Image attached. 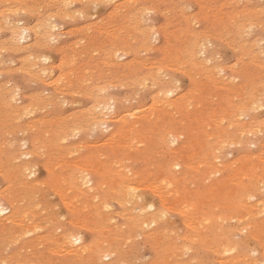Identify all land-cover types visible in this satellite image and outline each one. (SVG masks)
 I'll use <instances>...</instances> for the list:
<instances>
[{
    "label": "bare ground",
    "instance_id": "1",
    "mask_svg": "<svg viewBox=\"0 0 264 264\" xmlns=\"http://www.w3.org/2000/svg\"><path fill=\"white\" fill-rule=\"evenodd\" d=\"M22 1L23 0L1 1L3 5L0 6V33L3 30H7L6 32L7 36H5L6 37L5 39L3 37L0 38V47L4 44L6 45L7 43H11V45L13 43L14 45L15 43L29 41L28 43L23 44L21 46L18 45V47L15 49L17 53L20 52L22 54V55L20 54L17 55V56L20 55L22 59L21 60L22 65L20 69L22 70V72L26 71L27 73V71L28 72L30 71L29 69L30 65L32 66L33 62L40 60V55L34 54L35 52L33 53V50L37 49L41 45V39H43L42 41H44V39L46 40L47 38V42L49 43L50 40L48 41V38L51 37L50 39L55 41L60 36L57 35L58 37H56V34L53 35L51 33H50L51 35L48 34L50 31H54V29L58 28L56 27V25L53 24L54 22L51 23L48 21L47 15L48 14L51 15L50 14V11L52 10L51 7H49L51 8V10L48 11L49 12L48 14L47 11L42 13V15L45 14L44 16L47 19H45V17L43 18L42 15L36 16L38 18L36 19L39 21L36 20L37 23L35 24L32 23L33 25H31V23L30 25L24 24L21 22V19L20 20L16 19L17 21L12 20L13 15L14 16L20 15V12L28 11L26 10V8L28 7L26 8L23 7L24 4L22 5ZM48 1H51V3L53 2V5L55 2L59 6V8H61L60 10L62 11V13L65 11V10L63 11V9L68 7L69 4H71L72 2V0H48ZM99 1L111 2V0H99ZM126 1L122 3H126ZM135 1L136 0H130V2L126 3L125 5L122 3H118L119 6L116 7L114 5L116 10L122 9V7L124 11L126 10V14H124L125 12L124 13L122 12V14H124L123 17L125 19H122L123 21L121 23L117 25L115 24L116 30H117L116 26H123L122 27L123 32L122 35L119 37L117 36V34L119 33L117 32L114 33V29H115L114 26L112 27L114 29L111 30V26L109 25L110 26L109 30L111 31L108 32L111 33V37H113L114 39L113 38L110 39L108 35L109 33L107 34L108 38L107 37L106 38L111 41L113 39V42L109 47L110 53L108 51V46H107V50L106 48L103 49L104 53L105 52L109 53L107 54L108 56H104L105 54L101 52L104 56L103 59L105 57H108L112 61L113 58L115 57L126 56V54H128L127 52L128 50L130 49L133 50L138 46L140 47V45H142L144 48V43H147L148 41L151 40H158L160 35H163L165 39L166 37L165 35H168L167 31L166 30L164 31L162 29L163 27L161 28L159 24H158L159 27L154 26L147 22L144 25H140V23L138 22L139 19H137L138 17L137 13L135 14L137 15V17L135 18L133 17L134 15L132 16V12H131V9L133 8H134L133 11H137V9H139L137 8L138 6L132 7ZM6 2H9V4ZM217 2L213 3V6ZM31 3L33 2L31 1ZM145 3H148V1ZM164 3L166 2H163L162 4ZM206 3H208V1H206ZM221 3H222L221 5L222 7L220 11L223 12L224 4L226 3V1L225 3L221 1ZM197 4H195L194 6H196ZM36 6L38 5L35 4V7ZM200 6H203V4ZM147 7L145 5L142 6L140 10H138V13H140L141 15L147 13ZM235 7H236L235 10H237L238 7L237 6ZM251 7L250 9L248 8L249 10H247L245 6L246 9L242 8L241 10L239 9L237 12L225 11L221 13L222 17L220 18H222V20L223 18L225 20H229L230 22L229 26H232V28L234 29L233 32L236 31V33L242 30L245 31L246 29L257 28V31H259V33L261 32L263 36H258L257 34H255L253 40L250 39L251 40L250 42L249 39L246 40H248L249 44L253 43L252 44L253 46L254 45L257 47L259 46L260 50L257 48L258 49L257 51L259 52L261 51V53L264 54V45L260 46L259 44L261 40H263L264 42V22L255 20L256 17L258 16L264 18V7L258 9H256L257 7L256 8H251ZM172 8L174 9V7ZM39 9H40V5H39ZM178 9L180 8H177V10ZM37 10L38 9L36 8V11ZM112 10L114 11V9ZM116 10L114 12L112 11L113 12L112 15L119 17L120 14H117L118 12ZM61 11L59 12L57 11V13L53 12L54 14L53 16H56V14L58 13L61 14ZM90 11L93 12L92 10ZM173 11H175V9ZM217 11L216 12L213 11L211 13L212 17L215 18L217 16L216 15L218 14ZM220 11L218 12L220 13ZM69 12L74 13V11L71 10H69ZM66 13L67 11H65V14ZM66 15H63V17ZM76 15H73V17ZM132 17L136 19V21L137 20L138 21L136 22L135 20H133ZM96 18L94 17V19ZM179 18L177 19L180 20ZM191 18L195 20L194 16ZM88 19L91 18L89 17ZM215 19H212V21H214ZM132 20L134 21V23L135 22L136 23L134 24ZM222 20H220L219 22H221ZM225 20L223 21L225 22ZM89 21L90 20L87 21V26L88 24H91L88 23ZM79 22L81 21L79 20ZM201 22L202 20L200 21V25ZM109 23L112 24L111 22ZM207 23L208 22H206V24ZM98 24L99 22L97 21L96 27L101 26L102 29L103 26L109 27L105 23L100 25ZM170 24L172 23L170 22ZM221 24L223 25L224 23L222 22ZM256 25H260V26H256ZM82 27H86V26H82ZM203 27L206 28V25ZM87 28L88 27H86V29ZM172 28L176 30V27L175 28L172 27ZM78 29L76 28L77 31ZM73 30L74 29H72V31ZM80 31H83V29H81ZM182 31H179L178 29L177 33ZM208 31L207 33H209ZM58 32L59 31L57 30V33ZM85 32H87V30ZM202 32L199 33V31L196 32L192 30L188 33H185L188 35V37H185L186 36L185 34H184L185 36H182V35H178L177 33L175 34L173 30L172 32L169 31V33H171V36L174 38L173 40H175L176 43L180 42L179 45H181V47L177 48L176 47L177 44L175 48H172L171 46H167V47H171V49L168 48L167 52H165L166 54L163 53L164 55L162 56L164 57L166 56V58L162 59L158 57L159 59L162 60L157 61V59L156 60L152 59L154 61H151L150 59V61H147L145 58L142 59V57H139V60L137 61L133 62L132 60L131 61L129 60V62H127L128 61V60L126 61L127 58L125 59L126 62L121 64L122 66L124 67L129 66L131 68L133 64L135 65L138 64V66L140 65V67H142L144 70L133 71V69L131 68L132 69L131 71H133L132 75L134 76V78L132 79L128 78V75H126L125 72L122 71L124 75L127 76L124 78H127L128 80L129 79L132 80V83L135 85L139 84L143 86L150 83L151 87L152 86L154 87L153 95L151 97V103L150 104L142 103L141 105L137 104L139 106L137 107L135 106L136 109L134 111L118 112L116 110V105L118 104L119 99L116 97V95L106 92L107 91L105 89L106 83L101 84L99 83L100 81L98 82L94 81L93 79L95 78H89L91 77L90 75L93 74H90L89 77L86 75L87 73H89L88 72L89 69L86 68V66L85 68H83L86 71L82 72L85 74L84 76H80L82 74L78 75L79 71L77 70H79L80 68L78 69L75 67L76 73H74V71L72 70L65 71V68H67L64 65L65 57H63L64 59L61 61V63H59L58 65L59 68L56 67L60 69L59 72L60 75L57 78L49 79L50 81L48 82V84L55 85L54 87H56L55 89L56 94H62L65 91L67 93L68 90H71V88L74 87L73 85L77 86L75 87L76 91L80 88L89 97L91 103V107L88 110H85L84 113L80 112L81 113L80 115L74 114L75 116H70V118L68 115L66 117L61 118L60 120L54 121L53 118L48 119L43 116L40 117L42 114L45 113V112L43 113L42 111V114L39 115L40 118H36L33 116L34 118L32 117L29 120L25 119V121L27 120L26 122L19 123L18 120H20V116L27 115L30 112L28 111L29 109L28 107H31L29 106L30 100L28 101L29 104H24L23 102L15 104L13 102H10V101H14V102L18 101L16 99V95L18 94V89L14 88L13 86V88L6 90L7 89V85H6V89L3 90L7 92L6 93L7 95L9 94L11 100L9 102L5 101V105L4 106L2 105L3 108L1 109L2 113L0 118V130L5 129L6 126H9V129L7 131L8 134H10L12 131H18L24 133L29 140L28 141L29 148H25V149L17 148V146H15L14 144V141H12V139L8 136L7 139H4L2 144H0V153H1L0 181H2L0 186V264H122L123 262L132 263L131 260L133 259H131L132 258L131 255L135 256V253L133 254V251L134 249H136V246H139V243L134 242L136 236H140L142 238L143 245L148 243L154 249L153 251L154 258L150 259L151 261L149 263L148 262L145 263L144 261H142L145 264L147 263L148 264H215V259H213L214 255H217L216 259L220 264H237L238 262H241V260H239V258L242 257L241 255H240L241 257L238 255L239 257L238 259L237 257L235 258L230 257L231 258L230 259L227 258L226 254L232 253L236 249V247L238 249L240 245L244 246L245 240L241 241L238 239L239 240L238 242L232 240L233 239L232 237L237 236L238 234L237 235L235 234L233 236L236 229H230L225 225L226 224L225 221L228 216H231L232 219H234L233 218L234 216L236 217L239 216L242 220L244 219L247 220L248 223H246L243 226V231L245 230L248 231L250 233L249 235H251L254 239H257L260 242L261 244L260 247L263 249V255H264V242H263L264 235L261 234L262 230H264V216L258 217L261 216V213L264 212V197H262L263 199L257 200L254 203L248 202L249 200H251L250 198L252 196L251 193L253 189L256 188L257 186L255 185V182L257 183L259 181L258 179L260 180L264 179V167L262 166L263 168L261 172L263 175L262 178V176H260L261 175L260 172H258L260 171L258 167L259 165L257 166L258 171H255L256 170L255 167L254 173L251 174L253 168L251 162L249 161L252 160L245 161L242 155L241 158H238L237 160L234 161L232 160L233 162L231 163L218 162L219 161L218 154L221 152V150L225 148L227 145L229 146V144L233 142L240 141L239 136L244 135L246 130H249L247 128H250L253 131L262 130V129L264 130V120L256 121L253 119V117H250L251 115H249L248 112V110L250 109L252 110L253 107L258 109L262 106L260 105V101L263 99V95L262 93L259 94V90L257 88L262 87L264 85V63H260V61L258 60H261L262 58L261 59H258V57L256 58V56L252 55V51H249V53H251L252 56L249 55L247 50L250 48L253 49V46L251 44L250 47L244 42L245 40L244 41L240 40L243 41L240 42L238 45L240 50L243 52V55H245V53L247 52L249 56L246 57V60L243 58V56H239L240 57L239 61L241 62V66L237 68L235 67V65L234 66L230 65L231 66L230 69L235 71V69L237 68L236 70L240 72L241 75L250 77L251 78L250 82L253 81L254 86L250 87V85L252 84L248 85L247 82H246L247 84H244L242 82L244 81V79L243 80L239 79L241 82L235 83L233 80H231L230 78L224 75L223 72H225V68H224L225 66L222 67L220 63H216L215 61L213 65L206 64L209 63L212 59L207 55V47H208L206 43L207 41L205 40L206 39L205 34H203ZM70 33H76V31L75 32L70 31ZM86 34L87 33H85L84 35ZM104 34L106 35V33ZM104 34L103 36L105 37ZM128 34H131V38L129 40L126 38L128 37ZM217 34H220V31L217 32ZM221 38L222 37H220V39ZM73 39L76 40V38ZM97 39L98 41H100V39L102 38L99 39V37H97ZM117 39L119 40V42L116 41ZM108 40L106 41L108 42ZM69 41L64 46L66 45L68 47L72 46L73 44L72 42L71 45H68L70 44ZM89 42H91V40H89ZM100 44L102 45V43ZM13 45L11 47H13ZM60 45H61L60 47H62V43ZM98 45L99 44H97L96 46L97 49L99 48ZM170 45H172V43ZM228 45H230V43ZM67 46L65 49H67L68 51ZM83 46L86 47L87 45L85 46L84 44ZM56 47L57 46H55V48ZM80 47H82V45ZM161 48H157V49H161ZM89 49H91L89 50L90 52L93 51L92 48ZM74 51L75 49L73 50V52ZM80 51L83 50H80L79 48L78 52ZM89 51H88V55L90 56ZM69 52L70 50L68 51V55H70ZM94 52L95 51H93V53ZM60 53L62 52L60 51ZM64 53H66V50ZM83 53L81 52L80 54ZM137 53L138 51L136 50L135 55H139ZM80 54L78 55L77 58H79ZM97 54L99 55V52ZM198 54L204 56L203 61L202 58L201 60L197 58ZM92 55L94 54H91V56ZM95 57L98 58L97 56ZM69 59L67 58V60ZM90 59L92 61V58ZM103 59L101 58L102 61H104ZM235 59L237 60L236 57ZM7 60L8 59H6V62ZM41 60L46 62L47 58L42 57ZM67 60L65 61V63L67 62ZM80 60L82 61V59ZM98 60L101 61L100 57ZM113 61L115 62V60ZM113 61L112 64L110 63L111 66L113 64L117 65L118 62L113 63ZM79 64H82V62ZM95 65L97 66L98 64ZM250 65L251 66L254 65L256 69L250 71L249 70ZM41 66L44 65L41 64ZM49 66L47 68L44 67L40 68L39 66L40 70L35 73L37 74L38 77H41L42 75L49 76L51 74V71L48 72L46 71L48 70V68H50ZM70 66L72 68V66L74 65L70 64ZM98 68L101 69L100 66ZM52 69L54 70V67H52ZM168 69L182 71L183 74L184 72L188 74L189 75L188 78L194 84L193 87L187 91H184L185 90L184 89L183 90L184 92L183 91L176 92L175 89H177L176 87L177 85L176 86L174 85L172 80L173 77L167 75L165 72V70ZM93 71L94 70H92L91 72L93 73ZM101 72H103V70ZM109 73L110 71H108V74ZM221 73H223V75L220 76ZM31 74L32 73H30V75ZM101 74L102 73H100V75L97 76L99 77L101 76ZM162 74H166V75L162 76ZM31 76L34 75L32 74ZM103 76H105V74ZM116 77L114 78L112 77V78L115 80ZM104 78H106V76ZM109 78L110 77H108V79ZM175 78L176 77H174V79ZM44 79H42L41 82L44 81L46 82L48 78L46 77ZM63 79L64 81L67 80V84H65V82H62L63 85L61 84V81H63ZM108 79L106 78L105 80ZM120 79L121 80L119 79L117 80H119L121 83L122 78ZM234 79H236V77H234ZM36 81H38V79ZM7 83L3 82L4 85ZM123 84L125 85L126 82ZM260 84L262 86H259ZM109 85L110 84H108L106 87H110ZM129 85H131L130 82ZM1 88H5V87L3 86ZM259 89H263V88H259ZM132 90L133 89H131V92ZM147 90L149 91L150 89ZM39 91L40 90H38V92ZM38 92L36 93L34 92V93L38 95L37 94ZM44 92L42 91V93ZM78 93L79 92H77V95ZM25 94L28 95L29 93L25 92ZM71 94L69 95L71 96ZM132 95L133 94L131 93V96ZM2 96H4L3 91L1 93V99ZM6 97L7 96H5V98ZM56 97H58V95L49 96V99L53 100L52 101L53 103L51 104L49 101L48 103L53 105L54 101L57 100ZM34 99L33 101L35 102L36 99L35 100ZM42 99L43 96L40 99L42 101L41 103L45 102V100L43 101ZM125 99L124 101H127ZM59 100H62L60 96L58 101ZM76 101L74 100V102ZM26 102L27 101H25V103ZM61 102L62 104L63 103L66 104L65 100H62ZM74 102L72 103L74 104ZM47 105L45 106L46 110L50 108L49 106L47 108ZM80 105L82 106V104ZM37 106L39 107V105L36 104L35 108H37ZM123 106L124 105H122V107ZM133 106L134 105H132L131 107L133 108ZM40 107L42 110L45 109L44 107L43 109L42 106ZM55 109L57 111H60L57 108ZM76 109L78 110L79 108ZM48 111H50V109ZM72 113H74V111ZM12 115H15V117H10ZM46 116L48 117V115ZM53 116H55V113ZM242 116H246L248 118V121L247 122L242 121L243 120L241 119ZM54 118L57 119L56 116ZM225 119L226 120L228 119V122H224ZM107 122L108 124L117 123L118 127H116L115 129L110 128V130L108 131V137L105 138V140L103 141L96 142L91 145L88 142V140L86 144L84 143L85 142L84 140H83L84 142L82 141V143L84 144H81L80 142L81 140H79L80 143H72V145H69L70 143L68 145H65L63 142L65 141V139L68 140L67 139L68 135L70 134L77 135L80 133V131L83 128L87 126L90 127L91 124H93L95 127L101 125L102 126L105 125L106 127ZM86 132L84 133L86 134ZM82 135H83L82 137H84V134ZM237 137L238 139H236ZM260 139L258 138V140ZM18 141L15 143H18ZM181 141L183 142L179 144V142ZM21 142H24L23 146L27 145L26 140L25 141L21 140ZM154 152H156L155 156H149V154H152ZM259 152L261 151L259 150ZM228 154L229 153H227V155ZM37 155L44 158V163H43L44 167L42 168H45L46 176L42 180H35L34 178L30 179V176L35 175L34 168L37 167L36 165H38V163L34 161L35 160L34 157L35 156L38 157ZM244 155L246 157L247 153ZM237 156L235 154V157ZM253 158L254 159L256 158V154ZM259 158H260V163H262L261 161H264L263 160L264 156H260ZM258 161L259 160L255 162ZM243 162H247V165H245ZM141 164L143 170L142 168H138V165L140 166ZM177 165H179V167H177ZM40 166L38 167L40 168ZM254 166H256V164H254ZM149 167H152V169H150ZM230 168L232 169V171ZM228 169L232 172V173L230 172L232 179H230V176L227 173ZM229 181H232V183L235 185V187L234 186L233 188L231 187L232 189H230V187L228 188L227 186L229 184ZM258 183L262 185L261 181ZM263 184H264V180H263ZM259 189H261V187H259ZM263 190L264 189H262L261 191L264 192ZM256 191H254L255 196L257 195V192H259ZM148 192L152 196H156L158 198V201L157 202L150 200L147 201L146 194ZM48 193H53L58 197V202L61 204L62 208H64V211H66L67 213L66 215L67 217H65V219H63L62 218L63 216L61 215V213L63 214V211L59 213L61 215L60 217V215H58L56 212L57 209L56 205L50 204L48 202L47 200ZM48 197L50 196L48 195ZM51 197L55 198V196H51ZM52 199L53 198H51V200ZM112 202L117 203L118 206L115 212H112L110 210L111 209L110 205ZM227 208L231 209L230 213L226 212ZM170 213L175 214L176 216L179 217L178 220H180L181 222L180 224L182 225V226L180 225L182 227L181 229L177 230L175 224L173 222H170V218H171L169 215ZM240 213H243V215H240ZM114 215H117L119 222L115 220L117 218L116 216L114 219ZM173 217L175 216L173 215ZM241 229L239 230L242 231ZM80 230H85V232L88 230L90 232V239L88 238L89 239L88 242H86V240L84 242V240L81 237ZM239 230L237 229L238 233ZM148 250L151 251L150 249ZM249 251H250L249 253H251V250ZM153 252L151 255H153ZM244 252H246V250H244ZM254 252L256 251L254 250ZM254 252L252 253L254 254ZM209 253H211L210 257H209L210 255ZM145 254L147 256L148 253ZM145 254L143 255L145 256ZM235 255L237 254H234V256ZM256 263L257 261H255L254 258L246 262V264H256Z\"/></svg>",
    "mask_w": 264,
    "mask_h": 264
},
{
    "label": "rangeland",
    "instance_id": "2",
    "mask_svg": "<svg viewBox=\"0 0 264 264\" xmlns=\"http://www.w3.org/2000/svg\"><path fill=\"white\" fill-rule=\"evenodd\" d=\"M1 1L2 0H0V6L1 5H3V3H1ZM26 1V2H25ZM31 1L33 2V3H31ZM39 1V2H38ZM23 0L22 1V5H23V7L24 8H26V7H28V8H26V10H28L27 12H24V11H22V12H20V15H16V16H14L13 15V17H12V20H14V21H17L16 19H18V20H20L21 19V22L22 23H24V24H28V25H30V23H31V25H33L32 23H37V21H39V20H37L38 18L36 17V16H39V15H42V13L43 12H46L47 11V14L49 13L48 11H50L51 10V8H52V13H51V11H50V14L52 15H47V17H48V21L49 22H51V23H53L54 25H56V27H58V28H56V29H54V31H56V32H54V31H50L48 34L49 35H53V34H56V37H58L57 35H59L60 37H58L57 38V40H51L50 38H48V41H49V43L47 42V38H46V40L44 39V41H42L43 39H41V45L37 48V49H34L33 50V53L34 54H38V55H40V60H37V61H35V62H33V64H32V66L30 65V67H29V69H30V71L28 72L27 71V73H26V71H23L22 72V70L20 69V67H21V56L20 55H22L20 52L19 53H17L16 52V48L18 47V45L19 46H21V45H23V44H26V43H28L29 41H26V42H20V43H15L14 45H13V43H12V45H13V47H11L12 45H11V43H7L6 45L4 44V45H2L1 47H0V59H2V60H0L1 62H0V65L3 67H1L0 66V118H1V113H2V105L4 106L5 105V101L6 102H9L11 99H10V96H9V94L7 95L6 93V91L5 90H3V89H6V85H7V89L6 90H8V89H10V88H13V86H14V88H16V89H18V94L16 95V99L18 100L17 102H14V101H10V102H13V103H24V104H29V102H30V104H29V106H31V107H28L29 109H28V111H30L29 112V114H27V115H21L20 116V120H18V122L19 123H24V122H26L27 120H29V119H31L33 116L34 117H36V118H40V117H45V118H48V119H52L53 118V120L55 121V120H60L61 118H63V117H66V116H68L69 115V118H70V116H75V115H80L81 113H84L85 112V110H88L90 107H91V103H90V99H89V97L79 88L77 91L75 90V87H77L76 85H73L74 87H72L71 88V90H68V92L66 93V91L64 92V93H62V94H56V92H55V89H56V87H54L55 85H52V84H48V82L50 81L49 79H53V78H57L59 75H60V69H58L59 67H58V65H59V63H61V61L64 59L63 57H65V60H64V65H65V67H67V68H65V71H74V73H76L75 72V67L76 68H80L79 70H77V71H79V74L78 75H80V74H82V75H80V76H84L85 74L84 73H82V72H85L86 70H84L83 68H85V66H86V68H88L89 69V73H87L86 75L89 77V75L90 74H93V75H90L91 77H89V78H95V79H93L94 81H96V82H98V81H100L99 83H101V84H105L106 83V86L108 85V84H110L109 86L110 87H106L105 86V89L107 90L106 92H109V93H112V94H114V95H116V97L119 99V101H118V104L116 105V110L118 111V112H123V111H134L135 109H136V107L137 106H139V105H141L142 103H144V104H150L151 103V97H152V95H153V91H154V87L152 86L151 87V85H150V83L149 84H147V85H135V84H133L132 83V80H128L127 78H124V77H127L126 75H128V78H134V76L132 75V73H133V71H137V70H139V71H142V70H144L142 67H140V65L138 66V64H133L132 65V69H133V71H131L132 69L129 67V66H126V67H124V66H122L121 64H123L124 62H126L127 60V62H129V60L131 61H137V60H139V57H142V59H146L147 61H150V59H151V61H154V60H152V59H157V61L158 60H162L163 58H166V56L164 57V56H162V55H164L163 53H165V52H167V49L168 48H170L171 49V47L172 48H175V46H176V44H177V48H180L181 47V45H179L180 44V42H177L176 43V41L175 40H173L174 38L171 36V33H169V31H171L172 32V30H173V32H175V34L178 32V29H179V31H182L183 29V31L182 32H179V33H177L178 35H182V36H185V37H188V35L187 34H185V33H188V32H190V31H196V32H198L199 31V33L200 32H202L203 34H205V37H206V43H207V55H208V57H210L212 60L209 62V63H206V64H208V65H213L214 64V61L216 62V63H220L221 64V66L222 67H224L225 68V72H223L224 73V75L225 76H227L228 78H230L231 80H233L235 83H239V82H241L239 79H241V80H243L244 79V81H242L244 84H247L248 83V85L249 84H252V85H250V87H252V86H254L253 85V81L252 82H250L251 81V78L250 77H247V76H244V75H241V73L240 72H238L236 69L237 68H239L240 66H241V62L239 61V59H240V57L239 56H243V58L246 60V57H248L249 55H251V53H249V51H252V55H254V56H256V58L258 57V59H261V60H258V61H260V63H264V54L263 53H261V51L259 52V51H257L258 49L260 50V48H259V46L257 47V46H253L251 43V45L253 46V49H251L250 47H251V45L249 44V42L251 41V40H253V38L255 37L254 35L255 34H257L258 36H263L262 35V33L260 32L259 33V31H257V28H251V29H246L245 31H239L238 33H236V31L235 32H233L234 31V29L232 28V26H229L230 25V22H229V20H225L224 18H223V20H225V22L222 20V18H220V17H222V15H221V13H223V12H229V11H231V12H237L239 9L241 10L242 8H245V6H246V8H247V10H249L250 9V7L251 8H256V9H258V8H261V7H264V0H249V1H247V0H218V2H217V0H136L134 3H133V5H132V7L133 6H138L137 8H139V9H137V11H133L134 10V8L133 9H131V12H132V16L133 17H137V15H138V17H137V19H139V23H140V25H144L146 22L147 23H150V24H152V25H154V26H157V27H159V25H160V27L165 31H167V34L168 35H165L166 37H167V39H166V37H165V39H164V36L163 35H160L159 36V38H158V40H151V41H148L147 43H144V48H143V46L142 45H140V47L138 46L137 48H134L133 50H128L127 52H128V54H126V56H121V57H115V58H113V60H115V62H118L117 63V65H115V64H113L112 66H111V64H112V61L108 58V57H105V58H107V59H103V57L104 56H108L107 54H109L110 53V49H109V47H110V45H111V43L113 42V37H111V33H109L108 31H111V30H113L114 28H115V24L117 25V24H119V23H121L123 20L122 19H125L124 17H123V15L124 14H126V10L124 11V9H123V7H122V9H118V10H116L115 9V7L116 6H119L118 5V3H122V2H125L124 0H111V2L110 1H99V0H72V2H71V4H69V8L68 7H66V8H64L63 9V11L65 10V11H67V15L65 14V11L62 13V11L60 10L61 8H59V6L54 2V5H53V2L51 3V1H48V0ZM42 1V2H41ZM47 1V2H46ZM85 1V2H84ZM88 1V2H87ZM148 1V3H145V2H147ZM170 1V2H169ZM183 1V2H182ZM196 1V2H195ZM206 1H208V3H206ZM220 1V2H219ZM221 1L223 2V3H225V1H226V3L224 4V11L223 12H221L220 11V9H221V5H222V3H221ZM237 1V2H236ZM253 1V2H252ZM29 2V3H28ZM41 2V3H40ZM81 4H80V3ZM130 2V0H127L126 1V3H129ZM142 2H144V3H142ZM163 2H166V3H164V4H162ZM199 2V3H198ZM215 2H217L216 4H214V6H213V3H215ZM235 2V3H234ZM245 2V3H244ZM255 2V3H254ZM6 3H8L9 4V2H6ZM39 3V4H38ZM48 3H49V5H48ZM83 3H85V4H83ZM126 3H122V4H126ZM140 5H142V6H146L147 7V5H148V7H147V13H144L143 15H141L140 13H138V10H140V8L142 7V6H140ZM153 5H152V4ZM169 3V4H168ZM172 3V4H171ZM175 3V4H174ZM178 3H181V4H178ZM187 3V4H186ZM198 3V4H197ZM242 3V4H241ZM244 3V4H243ZM252 3H254V4H252ZM28 4V5H27ZM35 4L36 5H38V6H36L35 7ZM47 4V5H46ZM117 4V5H116ZM147 4V5H146ZM159 6H158V5ZM170 4H171V6H170ZM195 4H197L196 6H194ZM202 5L203 4V6L205 7H203V6H200V5ZM209 4V5H208ZM218 4V5H217ZM21 5V6H22ZM39 5H40V9H39ZM45 5V6H44ZM76 5H77V7H76ZM114 5H115V7H114ZM152 5V6H151ZM54 6H56V7H54ZM85 6H87V7H85ZM113 7V8H111V7ZM121 6V5H120ZM156 6V7H155ZM164 6V7H163ZM199 6V7H198ZM209 6V7H208ZM229 6V7H228ZM232 6H233V8H234V10H233V8H232ZM235 6H237L238 7V9L237 10H235ZM49 7H51V8H49ZM75 7V8H74ZM159 7V8H158ZM163 7V8H162ZM171 7V8H170ZM172 7H174V9H175V11H173L174 9L172 8ZM176 7V8H175ZM200 7H203L204 8V10H203V8H200ZM207 7V8H206ZM215 7H217V8H215ZM227 7V8H226ZM36 8L38 9L37 11H36ZM67 8H68V10H67ZM111 8V9H110ZM177 8H180V9H178L177 10ZM196 8V9H195ZM198 8H199V10H200V12H199V10H198ZM219 8V9H218ZM232 8V9H231ZM245 8V9H246ZM249 8V9H248ZM35 9V10H34ZM57 9V10H56ZM99 9V10H98ZM112 9H114V11L116 10L118 13L117 14H120L119 15V17H117V16H115V15H112V13L114 12ZM135 9V10H136ZM166 9V10H165ZM169 9V10H168ZM209 9V10H208ZM227 9V10H226ZM34 10V11H33ZM69 10H71V11H74V13L73 12H69ZM90 10H92L93 12H91ZM120 10H121V12H120ZM123 10V11H122ZM195 10V11H194ZM220 11V13L218 12V11ZM39 11H40V13H39ZM57 11L59 12V11H61V14L60 13H58V14H56V16H53L54 14H53V12H55V13H57ZM106 11V12H105ZM113 11V12H112ZM165 11V12H164ZM179 11V12H178ZM213 11H217V13L218 14H216L217 16L214 18V17H212V15H211V13L213 12ZM122 12L124 13V14H122ZM134 12V13H133ZM159 12V13H158ZM163 12V13H162ZM174 12H175V14H174ZM195 12H196V15H195ZM35 15H34V14ZM69 13H71V14H69ZM80 15H78V14ZM89 13V14H88ZM105 14V15H103V14ZM137 13V15H135ZM165 13V14H164ZM177 13V14H176ZM179 13V14H178ZM198 13V14H197ZM77 14V15H76ZM103 16H102V15ZM116 14V15H117ZM148 14V15H147ZM161 16H160V15ZM171 14H173V15H171ZM181 14V15H180ZM45 14H43L42 16H43V18L45 17L44 16ZM61 15V16H60ZM63 15H66V16H64L63 17ZM73 15H76V16H74L73 17ZM101 15V16H100ZM107 15V16H106ZM178 15V16H177ZM190 15V16H189ZM198 15V16H197ZM254 15V14H253ZM253 15H251V16H253ZM35 16V17H34ZM68 16V17H67ZM69 16H71V17H69ZM96 16H97V18H96ZM113 16V17H112ZM171 16V17H170ZM177 16V17H176ZM195 17V20H193L191 17ZM50 17V18H49ZM63 17V18H62ZM91 18V19H88V18ZM94 17L97 19V21L99 22V24L98 25H100V24H106V25H110L111 26V30H109L110 29V26L109 27H107V26H103V29H102V27L101 26H98V27H96V24H97V21H96V19H94ZM132 17V18H133ZM176 17V18H175ZM180 17V18H179ZM186 17H190L189 19L188 18H186ZM197 17V18H196ZM210 17V18H209ZM35 18V19H34ZM37 18V19H36ZM52 18V19H51ZM110 18H112V19H110ZM163 18H165V19H163ZM171 18V19H170ZM177 18H179L180 20H178ZM185 18H186V20H185ZM259 18V19H258ZM31 19V20H30ZM45 19H47L46 17H45ZM55 21H54V20ZM160 19V20H159ZM168 19V20H167ZM192 19V20H191ZM199 19V20H198ZM202 20V22H201V25H200V21ZM212 19H215L214 21H212ZM217 19H218V21H217ZM37 20V21H36ZM40 20H41V18H40ZM79 20L81 21V22H79ZM84 20V21H83ZM88 20H90L88 23H91V24H88V26H87V21ZM133 20H135L136 21V19H134L133 18ZM132 20V22L134 23V21ZM172 20V21H171ZM177 20H178V23H177ZM220 20H222L221 22H219ZM256 21H260V22H264L263 20H264V18H261V16H258V17H256V19H255ZM34 21V22H33ZM92 21H94V22H92ZM95 21H96V23H95ZM136 21V22H137ZM141 21V22H140ZM158 21H160V22H158ZM168 21H170L172 24H170V22H168ZM187 21V22H186ZM189 21H190V23H189ZM213 23H212V22ZM216 21H217V23H216ZM20 22V23H21ZM85 22V23H84ZM109 22H111L112 24H110ZM135 22V23H136ZM168 22V23H167ZM182 22V23H181ZM206 22H208L207 24H206ZM211 22V23H210ZM214 22H215V24H214ZM224 23L223 25L221 24V23ZM56 23V24H55ZM81 23V24H80ZM134 23V24H135ZM165 23V24H164ZM175 23V24H174ZM204 23V24H203ZM92 24H95V25H92ZM159 24V25H158ZM170 24V25H169ZM184 25V26H182V25ZM203 24V25H202ZM59 25V26H58ZM72 25H74V26H72ZM76 25V26H75ZM91 26V28H90V26ZM162 25V26H161ZM166 25V26H165ZM177 25H178V27H177ZM206 25V28H204L203 26H205ZM224 25H225V27H224ZM69 26V27H68ZM72 26V27H71ZM82 26H86V27H88L87 29H86V27H82ZM114 26V28H112ZM165 26V27H164ZM176 27V30L175 29H173L172 27ZM189 26V27H188ZM256 26H260V25H256ZM74 27V28H73ZM82 27V28H81ZM93 27H94V29H93ZM117 27V30H116V28L114 29V33L115 32H117V33H119V34H117V36H121L122 35V32H123V26H116ZM180 27V28H179ZM182 27V28H181ZM217 27H218V29H217ZM59 28H60V30H59ZM63 28V29H62ZM68 28V29H67ZM70 28H72V29H74L73 31H72V29H70ZM76 28L78 29V31L76 30ZM96 28V29H95ZM101 30H100V29ZM178 28V29H177ZM199 28H201V29H199ZM214 28V29H213ZM224 28V29H223ZM231 28H232V31H231ZM4 29V28H3ZM81 29H83V31H80ZM85 29V30H84ZM171 29V30H170ZM198 29V30H197ZM226 29V30H225ZM57 30L59 31L58 33H57ZM87 30V32H85ZM99 30V31H98ZM105 30V31H104ZM107 30V31H106ZM202 30V31H201ZM209 30V31H208ZM213 30V31H212ZM217 30V31H216ZM68 31V32H67ZM70 31L71 32H75L76 31V33H70ZM95 31H96V33H95ZM185 31H187V32H185ZM206 31V32H205ZM207 31L209 32V33H207ZM215 31H216V34H215ZM220 31V34H217V32H219ZM231 31V32H230ZM6 32H7V30H3L1 33H0V38H6L5 36H7V34H6ZM78 32V33H77ZM212 32V33H211ZM51 33V34H50ZM80 33V34H79ZM85 33H87L86 35H84ZM100 33V34H99ZM102 33V34H101ZM104 33H106V35L104 34ZM109 33V34H108ZM247 33V34H246ZM254 33V34H253ZM6 34V35H5ZM64 34V35H63ZM69 34V35H68ZM78 34V35H77ZM90 34V35H89ZM103 34L105 35V37L103 36ZM107 34L109 35V37H110V39L111 38H113L112 39V41L111 40H108L107 38H108V36H107ZM185 34V35H184ZM210 36H209V35ZM75 35V36H74ZM87 35H89V36H87ZM222 35V36H221ZM233 35V36H232ZM64 36V37H63ZM77 36H79V37H77ZM82 36V37H81ZM209 36V37H208ZM223 36H225V37H223ZM230 36H232V37H230ZM93 37V38H92ZM97 37H99V39L100 38H102V39H100V41H98V39H97ZM107 37V38H106ZM169 37V38H168ZM220 37H222L221 39H220ZM241 37V38H240ZM243 37V38H242ZM71 38V39H70ZM73 38H76V40L75 39H73ZM79 38H80V40H79ZM83 38V39H82ZM84 38H85V40H84ZM128 40L131 38V34H128V37H126ZM260 38H262V37H260ZM82 39V40H81ZM119 39V38H118ZM116 40V41H118L119 42V40ZM160 39V40H159ZM209 39V40H208ZM222 39H223V41H222ZM246 39H249V42H248V40H246ZM251 39V40H250ZM69 40H71V41H69ZM73 40V41H72ZM77 40H78V42H77ZM89 40H91V42H89ZM102 40H103V42H102ZM106 40H108V42L106 41ZM163 40V41H162ZM164 40H165V42H164ZM233 40V41H232ZM240 40H245L244 42L248 45V46H250L249 48L250 49H248L247 50V52L249 53V55L247 54V52L245 53V55H243V52L240 50V48H239V43L240 42H243V41H240ZM59 41V42H58ZM69 41V43L70 44H68V45H71L72 43L73 44H75V45H73L72 44V46H73V49H72V46H69L70 47V49H69V47H68V51L70 50V52H69V54L70 55H68V51H67V49H65L66 48V46H64L65 44H67V42ZM82 42V44H81V42ZM110 41V42H109ZM156 41V42H155ZM159 41V42H158ZM226 41V42H225ZM232 41V42H231ZM235 41V42H234ZM64 42V43H63ZM72 42V43H71ZM75 42V43H74ZM209 42V43H208ZM43 43V44H42ZM62 43V47H60L61 44ZM100 43H102V45L100 44ZM105 43V44H104ZM158 43V44H157ZM165 43V44H164ZM172 43V45H170V44ZM211 43V44H210ZM225 43V44H224ZM226 43H230V45H228V44H226ZM232 43V44H231ZM8 44H10V45H8ZM51 44V45H50ZM54 44V45H53ZM78 44V45H77ZM85 44V46L86 47H84L83 45ZM92 45V47H91V45ZM96 44V45H95ZM97 44H99L98 45V49H97ZM104 44V45H103ZM145 44H146V46H145ZM147 44H148V46H147ZM163 44H164V46L166 47H164L163 46ZM209 44V45H208ZM234 44V45H233ZM260 46L261 45H264V42H263V40H261L260 41ZM82 45V47H80ZM88 45H89V48H92L93 49V51H95L94 53H93V51H89V50H91V49H89L88 48ZM94 45H95V47H94ZM160 47H159V46ZM258 45V44H257ZM47 46V47H46ZM49 46V47H48ZM55 46H57L56 48H55ZM76 48H75V47ZM107 46H108V51H109V53L108 52H105L104 53V50L103 49H105L106 48V50H107ZM132 46V45H131ZM157 48H161V49H157ZM167 46H171V47H167ZM234 46V47H233ZM236 46V47H235ZM60 47V48H59ZM103 47V48H102ZM233 47V48H232ZM4 48V49H3ZM6 48V49H5ZM78 48V49H77ZM79 48H80V50H83V51H80V52H78V50H79ZM82 48V49H81ZM84 48V49H83ZM100 48H102V49H100ZM140 48V49H139ZM146 48V49H145ZM152 48H154V49H152ZM164 48V49H163ZM235 48V49H234ZM258 48V49H257ZM55 49V50H54ZM59 49V50H58ZM66 50V53H64L65 52V50ZM75 49V53L73 52V50ZM86 49V50H85ZM99 50V51H96V50ZM145 49V50H144ZM156 49V50H155ZM13 50V51H12ZM15 50V51H14ZM101 50V51H100ZM138 51V53L137 54H139V55H135V51ZM160 50V51H159ZM162 50V51H161ZM254 50V51H253ZM60 51L62 52V53H60ZM86 51V52H85ZM88 51H89V53H90V56L88 55ZM211 53H210V52ZM218 51H220V52H218ZM256 51V52H255ZM56 52H58V53H56ZM77 52V53H76ZM83 53V54H80V53ZM99 52V55L97 54ZM101 52H103V54H105L104 56H103V54L101 53ZM240 52V53H239ZM253 52H254V54H253ZM74 55H73V54ZM238 53V54H237ZM5 54V55H4ZM18 54H20L19 56H17ZM66 54V55H65ZM80 54V56H79V58H77L78 57V55ZM91 54H94L95 56H97L98 58H96L94 55H92V56H94V57H92L91 56ZM150 54V55H149ZM160 54V55H159ZM166 54V53H165ZM229 54V55H228ZM236 54V55H235ZM58 55H59V57H58ZM63 55V56H62ZM83 55V56H82ZM119 55V54H118ZM131 55H134L135 56V58H134V56H131ZM153 55V56H152ZM216 55V56H215ZM218 55V56H217ZM234 55V56H233ZM251 55V56H252ZM62 56V57H61ZM70 56V57H69ZM71 56H72V58H71ZM136 56H138V57H136ZM146 56V57H145ZM238 56V57H237ZM245 56V57H244ZM3 57V58H2ZM9 57V58H8ZM42 57H46L47 58V61L46 62H44L43 60H41V58ZM99 57H100V60H101V58L104 60V61H99L98 59H99ZM129 57H130V59H129ZM162 58V59H159V58ZM222 57V58H221ZM235 57L237 58V60L235 59ZM8 59L7 60V62H6V59ZM15 58H17V59H15ZM67 58L69 59V58H71V59H69V60H67ZM90 58H92V61H91V59ZM121 60H120V59ZM127 58V59H126ZM197 58L198 59H200L201 60V58H202V61L204 60V56L203 55H197ZM75 61H74V60ZM80 59H82V61L80 60ZM85 61H84V60ZM88 59V60H87ZM125 59H126V61H125ZM141 59V58H140ZM197 59V60H198ZM215 59H217V60H215ZM233 59V60H232ZM11 60V61H10ZM13 60V61H12ZM67 60V62L65 63V61ZM95 60H96V62H95ZM117 60H120V61H117ZM232 60V61H231ZM19 61V62H18ZM55 61V62H54ZM76 61H78V62H76ZM94 61V62H93ZM99 61V62H98ZM223 61V62H222ZM235 61V62H234ZM50 62V63H49ZM69 62V63H68ZM82 62V64H79V63H81ZM104 62V63H103ZM114 61H113V63H115ZM225 62V63H224ZM47 63V64H46ZM94 63V64H93ZM109 63V64H108ZM111 63V64H110ZM41 64L42 65H44V66H41ZM51 64V65H50ZM70 64L71 65H74V66H72V68H71V66H70ZM76 64H77V66H76ZM84 64V65H83ZM86 64V65H85ZM91 64V65H90ZM93 64V65H92ZM95 64H98L97 66L95 65ZM104 64H106V65H104ZM119 64V65H118ZM19 67H18V66ZM50 67V68H48V70H46L47 72L48 71H51V74L48 76V75H42L41 77H38L37 76V74L35 73V72H37V71H39L40 70V68H47L48 66ZM80 65V66H79ZM87 65H90V66H87ZM103 65V66H102ZM234 66L235 65V67H237L236 69H235V71L234 70H232V69H230L231 68V66ZM39 66H40V68H39ZM69 66H70V68H69ZM83 66V67H82ZM92 66V67H91ZM101 67V69L103 70V72H101L102 70L100 69V68H98V67ZM110 66H111V68H110ZM137 66V67H136ZM7 67V68H6ZM17 67V68H16ZM32 67V68H31ZM36 67V68H35ZM52 67H54V70L52 69ZM56 67H58V68H56ZM102 67H104V68H102ZM188 67V66H187ZM35 68V69H34ZM74 68V69H73ZM122 68V69H121ZM249 70L250 71H253L254 69H256V67L254 66V65H250L249 66ZM15 69V70H14ZM17 69V70H16ZM34 69V70H33ZM83 69V70H82ZM100 69V70H99ZM114 69H115V71H114ZM117 69V70H116ZM121 69V70H120ZM33 70V71H32ZM82 70V71H81ZM92 70H94L93 71V73L91 72ZM110 71V73L108 74V71ZM128 70V71H127ZM5 71H7V72H5ZM9 71V72H8ZM15 71V72H14ZM32 71V72H31ZM54 71H55V73H54ZM80 71H81V73H80ZM100 71V72H99ZM105 71H107V72H105ZM125 72V74L126 75H124V73L123 72ZM237 71V72H236ZM94 72H96V73H94ZM114 72V73H113ZM165 72H166V74L167 75H170V76H172L173 78H172V80H173V83H174V85L177 87V89H175L176 90V92H179V91H183L184 89V91H187V90H189V89H191L192 87H193V82H191L190 81V79L188 78V74H186L185 72H184V74L182 73V71H177V70H165ZM16 73V74H15ZM18 73V74H17ZM20 73V74H19ZM26 73V74H25ZM29 73V74H28ZM30 73H32L34 76H35V74H36V78L34 77V76H31L30 75ZM100 73H102L103 75L105 74V76H106V78L108 79V77H110L108 80H105L106 78H104L105 76H103L102 74H101V76H97V75H100ZM112 73V74H111ZM115 73H116V75H117V77H116V75H115ZM123 73V74H122ZM223 73H221L220 74V76L221 75H223ZM96 74V75H95ZM166 74H162V76H164V75H166ZM120 75V76H119ZM186 75V76H185ZM237 75V76H236ZM245 75H247V74H245ZM23 76V77H22ZM29 78H27V77ZM30 76H31V78H30ZM48 78L47 80H46V82L44 81V82H41V80L42 79H44V78H46V77ZM114 78V77H116L115 78V80L112 78V77ZM119 76V77H118ZM132 76V77H131ZM254 76V75H253ZM4 77V78H3ZM13 77V78H12ZM97 77V78H96ZM174 77H176L175 79H174ZM184 77V78H183ZM234 77H236V79H234ZM244 77V78H243ZM2 78V79H1ZM8 78V79H7ZM12 78V79H11ZM15 78H17V79H15ZM26 78V79H25ZM120 78H122V81H121V83H120V81L119 80H121ZM6 79H7V81H6ZM21 79V80H20ZM35 79V80H34ZM38 79V81H36ZM65 79V78H64ZM64 79H63V81H61V84H62V82H65V84H67V80H65L64 81ZM103 79V80H102ZM111 79V80H110ZM117 79H119V80H117ZM125 79V80H124ZM183 79V80H182ZM246 79V80H245ZM26 82H25V81ZM45 80V79H44ZM102 80V81H101ZM105 80V81H104ZM113 80V81H112ZM185 80V81H184ZM187 80V81H186ZM236 80V81H235ZM30 81H31V83H30ZM33 81V82H32ZM190 83H189V82ZM3 82H5V83H7V84H3ZM16 82H18V83H16ZM24 82V83H23ZM107 82H109V83H107ZM126 82V84L124 85L123 83H125ZM129 82H130V84L131 85H129ZM177 82H178V84H177ZM247 82V83H246ZM187 83V84H186ZM1 84H2V86H1ZM23 86H22V85ZM43 84V85H42ZM63 85V84H62ZM123 85V86H122ZM190 85V86H189ZM5 87V88H1V87ZM18 86V87H17ZM112 86H114V87H112ZM126 86V87H125ZM128 86V87H127ZM142 86V87H141ZM179 86V87H178ZM259 86H262L261 84L259 85ZM35 87V88H34ZM40 87V88H39ZM123 87V88H122ZM74 88V89H73ZM122 88V89H121ZM125 88V89H124ZM136 88V89H135ZM140 90H139V89ZM188 88V89H187ZM259 88H263V89H259ZM77 89V88H76ZM131 89H133L132 90V92H131ZM139 91H138V90ZM147 89H150L149 91L147 90ZM258 90H259V94H261L262 93V95H263V99H264V85L262 86V87H258L257 88ZM3 91V94H4V96H2V99H1V93H2V91ZM25 90V91H24ZM28 90V91H27ZM36 90V91H35ZM38 90H40L39 92H40V94H39V92H38ZM44 92L45 90V92L44 93H42V91ZM73 90V91H72ZM75 90V91H74ZM79 90H81V91H79ZM111 90V91H110ZM116 90V91H115ZM122 90V91H121ZM115 91V92H114ZM183 91V92H184ZM25 92L26 93H29L28 95H30V96H28V95H26L25 94ZM31 92V93H30ZM36 92H38L37 94L38 95H36L35 93ZM71 92H72V94H71ZM76 93V94H74V93ZM77 92H79L78 93V95H77ZM123 92H125V93H123ZM136 92V93H135ZM141 92V93H140ZM33 93V94H32ZM68 94V95H66V94ZM117 93V94H116ZM127 93H129V94H127ZM131 93L133 94L132 96H131ZM134 93H135V95H134ZM149 93V94H148ZM6 94V95H5ZM26 96H25V95ZM35 94V95H34ZM42 94V95H41ZM69 94H71V96L69 95ZM124 94V95H123ZM137 94V95H136ZM23 95V96H22ZM44 95H45V97H44ZM52 96V95H58V97H56L57 98V100L56 101H54V104L53 105H51L53 102V100H51V99H49V96ZM129 95H130V97H129ZM5 96H7L6 98H8V99H6L5 98ZM18 96V97H17ZM34 96H36V97H34ZM42 96H43V101L45 100V102H43V103H41L42 101L40 100L41 98H42ZM59 96H60V98L62 99V100H65V102H66V104L65 103H63L62 104V100H59L58 101V99H59ZM66 96V97H65ZM72 96H73V99H72ZM86 96V97H85ZM22 97H24V98H22ZM36 99H34V98ZM39 97H40V99H39ZM47 97V98H46ZM84 97V98H83ZM129 97V98H128ZM38 98V99H37ZM64 98V99H63ZM122 98H123V100H122ZM125 98H128V99H125ZM28 99V100H27ZM32 99V100H31ZM33 99L35 100V102L33 101ZM47 99H49V100H47ZM66 99H67V101H66ZM72 99V100H71ZM121 99V100H120ZM124 99L125 100H127V101H124ZM150 99V100H149ZM263 99L260 101V105H262L260 108H255V107H253L252 108V110L250 109V110H248V112H249V115H251L250 117H253V119L254 120H264V101H263ZM30 100V101H29ZM69 100V101H68ZM71 100V101H70ZM74 100L76 101V102H74ZM131 100V101H130ZM134 100V101H133ZM147 100V101H146ZM2 101H3V103H2ZM25 101H27L26 103H25ZM29 101V102H28ZM38 103H37V102ZM39 101H40V103H39ZM48 101L51 103V104H49L48 103ZM86 101V102H85ZM149 101V102H148ZM32 102V103H31ZM58 102H60V103H58ZM64 102V101H63ZM72 102H74V104L72 103ZM132 102H134V103H132ZM119 103H121V104H119ZM124 103V104H123ZM130 103V104H129ZM36 104L37 105H39V107L37 106V108H35L36 107ZM47 104H49V105H47V108H48V106L50 107L49 109H50V111H48V110H46V105ZM60 104V105H59ZM72 104V105H71ZM80 104H82V106L80 105ZM136 104V105H135ZM137 104H139V105H137ZM35 105V106H34ZM44 105V106H43ZM56 105H58V106H56ZM64 105H65V107H64ZM71 105V106H70ZM80 105V106H79ZM84 105V106H83ZM90 105V106H89ZM122 105H124L123 107H122ZM128 105V106H127ZM132 105H134L133 106V108L131 107ZM32 106H34V107H32ZM40 106H42V108L44 109V110H42L41 109V107ZM70 106V107H69ZM136 106V107H135ZM125 107V108H124ZM39 108H40V110H39ZM54 108V109H53ZM55 108H57V109H59L60 111H57ZM64 110H63V109ZM71 108V109H70ZM76 108H79L78 110L76 109ZM122 108V109H121ZM123 108H124V110H123ZM127 108H129V109H127ZM255 108V109H254ZM36 109H38V110H36ZM62 109V110H61ZM69 109V110H68ZM254 109V110H253ZM47 112H46V111ZM51 110H52V112H51ZM68 110V111H67ZM80 110H82V111H80ZM42 111H43V113L44 114H42ZM54 111V112H53ZM74 111V113H72ZM34 112V113H33ZM40 112V113H39ZM60 112V113H59ZM81 112V113H80ZM258 114H257V113ZM54 113H55V116L57 117V119H55L54 117L55 116H53L54 115ZM40 114H42L40 117H39V115ZM58 114V115H57ZM71 114V115H70ZM75 114V115H74ZM38 117H37V116ZM46 115H48V117L46 116ZM263 115V116H262ZM61 116V117H60ZM258 116V117H257ZM10 117H15V115H12V116H10ZM33 117V118H34ZM60 117V118H59ZM246 116H242V118L241 119H243L242 121H244V122H247L248 121V118L246 117ZM25 119H27L26 121H25ZM224 122H228V119L226 120L225 119V121ZM107 125H106V127H105V125L104 126H97V127H95L93 124H91L90 125V127L89 126H87V127H85V128H83L81 131H80V133L79 134H77V135H68L67 136V139L68 140H66L65 139V141H63L64 142V144L65 145H68L69 143V145H72V143H80L81 142V144H86L87 143V140H88V142L90 143V145L91 144H94V143H96V142H100V141H103V140H105V138H107L108 137V131L110 130V128L111 129H115L116 127H118V124L117 123H109L108 124V122L106 123ZM93 126V127H92ZM92 128V129H91ZM95 128V129H94ZM2 129V128H1ZM6 129V130H5ZM5 129H2V130H0V144H2V142L4 141V139H7V136L8 137H10L11 139H12V141H14V144H15V146H17V148H21V149H25V148H29V143H28V138H27V136L24 134V133H22V132H18V131H12L11 133H12V135H11V133L10 134H8L7 133V131H8V129H9V126H6V128ZM88 129H89V131H88ZM104 129V130H103ZM247 129H249V130H246V132L248 133H244V135H240L239 136V139H240V141H237V142H233V143H231V144H229V146L227 145L225 148H223L222 150H221V152L218 154V162H221V163H226V162H229V163H231V162H233L234 160H237L238 158H241L242 156L244 157V160L245 161H249V160H252V161H249V162H251V165H252V168H253V171H252V173L251 174H253L254 173V170L255 171H258V167H259V170L260 171H258V172H260V176H262V178H263V175H262V170H263V168H262V166L264 167V161H261L262 163H260V156H264V145H263V142H264V130L262 129V130H256V131H253L252 129H250V128H247ZM3 131V132H2ZM86 131H88V132H86ZM249 131V132H248ZM2 132V133H1ZM84 132H86V134L84 133ZM102 132V133H101ZM103 132H104V134H103ZM258 132V133H257ZM90 135H89V134ZM15 134V135H14ZM82 134H84V137H82L83 135ZM88 134V135H87ZM94 134V135H93ZM103 134V135H102ZM24 135H25V137H24ZM87 135V136H86ZM93 135V136H92ZM260 139V140H258V138L256 137V136ZM19 136V137H18ZM20 136H21V138H20ZM72 136V137H71ZM76 136V137H75ZM89 136V137H88ZM263 136V137H262ZM71 137V138H70ZM247 138H248V140H247ZM19 140L18 141V143H15V142H17V141H15V140ZM97 139V140H96ZM182 139H183V137H182ZM236 139H238V137L236 138ZM252 139V140H251ZM256 139V140H255ZM21 140H23V141H25L26 140V143H27V145H25V146H23L24 144V142H21ZM72 140V141H71ZM79 140H81L80 142H79ZM85 142H84V141ZM91 140V141H90ZM95 142H94V141ZM99 140V141H98ZM242 140V141H241ZM244 140H245V143H244ZM257 140H258V142H257ZM75 141V142H74ZM82 141L84 142V143H82ZM252 141V142H251ZM21 142V143H20ZM93 142V143H92ZM151 142V141H150ZM183 141H181V142H179V144H181ZM240 144H239V143ZM261 142V143H260ZM88 143V144H89ZM244 143V144H243ZM247 143V144H246ZM250 143H251V146H250ZM87 144V145H88ZM238 144V145H237ZM257 144H258V146H257ZM20 145V146H19ZM23 146V147H22ZM233 146V147H232ZM247 146V147H246ZM254 146V147H253ZM246 150H245V149ZM253 148V149H252ZM259 148V149H258ZM263 148V149H262ZM244 150V151H243ZM258 150V151H257ZM259 150L261 151V152H259ZM233 151V152H232ZM237 151V152H236ZM242 151V152H241ZM254 152V153H253ZM259 152V153H258ZM263 152V153H262ZM155 153L156 152H154V153H152V154H149V156H155ZM227 153H229L230 154V156H229V154L227 155ZM238 153H241V154H238ZM247 153V155H246V157H245V155L244 154H246ZM253 153V154H252ZM222 154V155H221ZM233 154V155H232ZM235 154H236V156L237 157H235ZM255 154H256V158L254 159L253 157L255 156ZM220 155V156H219ZM242 155V156H241ZM251 155V156H250ZM253 155V156H252ZM258 155H260V156H258ZM38 156V155H37ZM226 156V157H225ZM232 156V157H231ZM249 156H250V158H249ZM224 157V158H223ZM228 158H229V160H228ZM231 158V159H230ZM0 159H1V153H0ZM35 159V160H34ZM34 161L36 162V163H38V165H36L37 167H35L34 168V176H30V179L32 178H34L35 180H42L43 178H45V176H46V170H45V168H42V167H44V158L43 157H41V156H38V157H34ZM39 159V160H38ZM259 160L258 162H255V161H257V160ZM227 160V161H226ZM233 160V161H232ZM253 160H255V161H253ZM264 160V159H263ZM255 162V163H254ZM245 165H247V162H243ZM42 164V165H41ZM254 164H256V166H254ZM263 164V165H262ZM41 165V166H40ZM259 165V166H258ZM38 166H40V168L38 167ZM258 166V167H257ZM256 167V168H255ZM39 168V169H38ZM138 168H142V164L139 166L138 165ZM150 169H152V167H149ZM255 168V169H254ZM231 169V168H230ZM42 170V171H41ZM142 170H143V168H142ZM41 171V172H40ZM231 171H232V169H231ZM229 169H228V171H227V173L229 174V176H230V179H232L231 178V172ZM36 172V173H35ZM37 172H38V174H37ZM44 172V173H43ZM231 172V173H230ZM227 173H225V174H227ZM224 174V173H223ZM37 175V176H36ZM37 177V178H36ZM261 178V179H262ZM229 179V180H230ZM1 180V179H0ZM247 180H248V178H247ZM259 180V181H258ZM257 181L258 182H262V185H263V187H262V185L261 184H259L258 182L256 183L255 182V185H257L256 186V188H254L253 189V191H252V193H251V195L252 196H254V197H252L251 196V200H249L248 202H250V203H254L255 201H257V200H261V199H263L262 197H264V192H262L261 190L262 189H264V184H263V180H260V179H258ZM233 181H234V179H233ZM1 183H2V181H0V186H1ZM232 181H229V184L227 185L228 186V188L230 187V189H232L233 188V186L235 187V185L232 183ZM232 186H231V185ZM230 185V186H229ZM260 185V186H259ZM232 187V188H231ZM259 187H261V189H259ZM259 191V192H257V191ZM254 191H256L257 192V195L255 196V192ZM261 191V192H260ZM264 191V190H263ZM263 193V194H262ZM51 194V195H50ZM48 195L50 196V197H48ZM48 195H47V200H48V202L50 203V204H53V205H56V212H57V214L58 215H60L59 213H61V211H63V214L61 213V215L63 216L62 218L63 219H65V217H67L66 215H67V213H66V211H64V208H62V206H61V204L58 202V197L56 196V195H54L53 193H48ZM259 195H260V197H259ZM51 196H55V198L54 197H51ZM146 198H147V201H154V202H157L158 201V198L156 197V196H152L149 192L146 194ZM258 197V198H257ZM51 198H53L52 200H51ZM153 198H155V199H153ZM256 198V199H255ZM56 199V200H55ZM56 202H55V201ZM254 200V201H253ZM253 201V202H252ZM113 203V204H112ZM111 203V211L112 212H115L116 210H117V203H115V202H112ZM59 205V207H58V205ZM115 205V206H114ZM114 206V207H113ZM229 208H227V213H230L231 212V209H229ZM64 213H65V216H64ZM61 215H60V217H61ZM170 215V222H173L174 224H175V227H176V229L177 230H179V229H181L182 227V225L180 224L181 222H180V220H178L179 219V217L178 216H176L175 214H172V213H170L169 214ZM173 215L175 216V217H173ZM240 215H243V213H240ZM115 216L117 217V215H114V219H115ZM264 216V212L263 213H261V216H258V217H263ZM230 218V219H229ZM234 219H232V217L231 216H228L227 217V219H226V221H225V225L227 226V227H229L230 229H236L235 230V233L233 234V236L236 234H238L237 236H234V237H232L233 239V241H236V242H238L239 240H245V244H244V246H241L240 245V247L239 248H241V249H237V247H236V251L234 250L232 253H230V254H226V256H227V258H235V257H237V259L239 258L238 257V255L241 257V258H239V260H241V262H238L237 264H246V262H248L249 260H252L253 258L255 259V261H257V263L256 264H264V255H263V249L260 247L261 246V244H260V242L257 240V239H254L251 235H249L250 233L248 232V231H243V226L246 224V223H248L247 222V220H242L239 216L238 217H236V216H234L233 217ZM172 219V220H171ZM177 219V220H176ZM232 219V220H231ZM117 222H119V219H118V217L115 219ZM238 220H240V221H238ZM250 220H251V218H250ZM245 221V222H244ZM233 222V223H232ZM237 222V223H236ZM229 223V224H228ZM235 223V224H234ZM243 223V224H242ZM178 224V225H177ZM240 224V225H239ZM181 225V226H180ZM179 226V227H178ZM237 227V228H236ZM240 227V228H239ZM242 228V229H241ZM237 229L239 230V229H241L242 231H240L239 230V233L237 232ZM249 229V228H248ZM76 230H78V229H76ZM86 230V229H85ZM85 230H80V233H81V237H82V239L84 240V242H85V240H86V242H88V240L90 239V232L87 230L86 232H85ZM78 232V231H77ZM84 232V233H83ZM240 232H242V233H240ZM264 230H262V232H261V234L262 235H264ZM89 233V234H88ZM245 234V235H244ZM85 235V236H84ZM89 235V236H88ZM88 236V237H87ZM89 238V239H88ZM239 239V240H238ZM139 240H141V241H139ZM253 240V241H252ZM240 241V242H241ZM134 242H136V243H139V246H136V249H134V251H133V254L135 253V256L133 255H131V259H133V260H131V262L132 263H130V262H123L122 264H145L146 262H150L151 260L150 259H153L154 258V249H153V247L151 246V245H149L148 243H146V244H144L143 245V243H142V238L140 237V236H136V238L134 239ZM264 242V241H263ZM258 243V244H257ZM148 244V245H147ZM250 244V245H249ZM142 245V246H141ZM247 247H246V246ZM141 246V247H140ZM243 247V248H242ZM141 248V249H140ZM142 248H143V250H142ZM150 249L151 251H149L148 249ZM246 248V249H245ZM248 248V249H247ZM258 248H260V249H258ZM238 250V251H237ZM244 250H246V252H244ZM249 250H251V253H249L250 251ZM254 250L256 251V252H254ZM260 250V251H259ZM242 251V252H241ZM143 252H145V253H148L147 254V256L148 255H151L152 254V252H153V255H151V256H146V254L145 253H143ZM252 252H254V254L252 253ZM143 254H145V256L143 255ZM210 255H209V257L211 256V253H209ZM234 254H237V255H235L234 256ZM252 254V255H251ZM248 255V256H247ZM260 255V256H259ZM137 256V257H136ZM142 256H143V258H142ZM247 257V258H245V257ZM262 256V257H261ZM137 258V260H136V258ZM149 257H151V258H149ZM135 258V259H134ZM217 255H214V257H213V259H215V264H220L218 261H217ZM230 258V259H231ZM258 258V259H257ZM262 260H261V259ZM247 259V260H246ZM146 260V261H145ZM135 261H136V263H135ZM142 261H144V262H142ZM244 261V262H243ZM260 261V262H259ZM262 261V262H261ZM259 262V263H258ZM147 263V264H148Z\"/></svg>",
    "mask_w": 264,
    "mask_h": 264
},
{
    "label": "snow or ice",
    "instance_id": "3",
    "mask_svg": "<svg viewBox=\"0 0 264 264\" xmlns=\"http://www.w3.org/2000/svg\"><path fill=\"white\" fill-rule=\"evenodd\" d=\"M177 167H179V165H177Z\"/></svg>",
    "mask_w": 264,
    "mask_h": 264
}]
</instances>
